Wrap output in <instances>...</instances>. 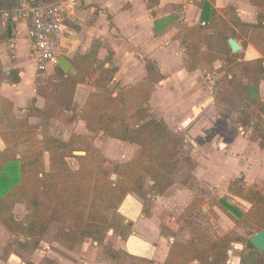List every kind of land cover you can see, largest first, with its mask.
I'll list each match as a JSON object with an SVG mask.
<instances>
[{
    "label": "crops",
    "instance_id": "0c3cea01",
    "mask_svg": "<svg viewBox=\"0 0 264 264\" xmlns=\"http://www.w3.org/2000/svg\"><path fill=\"white\" fill-rule=\"evenodd\" d=\"M16 1V4L10 7L23 3H49L57 0ZM207 5L216 15H220L227 23L233 25L234 32L228 38H233L239 44L240 49L237 53L242 54L243 60H253L261 56L262 51L250 43L249 36L256 25L261 26L264 36V19L260 23L258 20L263 8L254 5L250 0H78L66 3L65 21L70 33L66 34L60 46V55L65 57L75 70V75L72 76L78 74L76 65L82 66L81 59L87 55L85 61L92 64L96 70L94 74L77 83L71 108L59 109L50 119L52 120L50 124L53 126L56 124L67 140L72 134H76L93 136L92 144L95 148L98 147V143L102 144L104 141L102 139L107 140L110 145H119L127 154L116 163L131 160L135 156L137 145L123 143L105 136L102 132L96 134L89 132L84 120L80 118V112L90 93L107 89L115 95L120 87L146 82L147 62H151L158 68L163 78L152 84L148 101L149 113L154 118L162 119L169 132L183 136V141L190 143L192 151L195 152L200 138L210 136L212 131L210 119L218 118L220 111L216 107L223 109L229 106L217 99V94L211 90V81H207L211 74L217 73L216 71L203 73L204 68L201 67L191 72L185 69L184 46L182 40L177 37L182 28L198 26L200 21L206 19L202 17V12ZM206 23H209V20ZM27 28V22L22 20L0 27V98L11 104L14 119H27L30 124L38 125V130H41V120L35 115L34 108L44 107L47 97L42 95L40 90L48 85L55 66L44 72L36 70L30 56L31 45L27 37ZM4 29L6 33L2 32ZM213 67H221V64ZM101 68L113 70L111 79L105 87L93 83L96 79L95 74H99ZM206 121L209 122V127L203 125ZM237 136L236 129H228L223 143L228 144L225 146L231 149L230 152L234 151L236 157L234 156L233 163L227 160V165L229 163L233 166V172H236L237 176L241 178L244 176L243 180L263 186L264 149H260L256 143L255 156L252 153L248 154L244 145V149L243 146L237 145L239 141ZM36 139L41 141V136L38 135ZM4 148L5 144L0 137V151ZM240 153L244 154L241 156ZM43 157L45 170H48V153L45 152ZM245 157L248 158L249 165L246 164ZM219 158L225 160L224 155ZM199 161L197 159L195 161L193 177L197 176L200 166L201 170L203 168ZM221 170L222 168L216 171L208 167L203 172L208 177L219 174ZM139 177L143 180L144 187H152L153 180L149 176L141 173ZM193 190V187L176 181L163 194L157 195L152 191L150 196L157 198L162 205L164 203L165 207L169 208L170 204L176 207L180 200L184 202L187 199L188 202L190 199L187 197L193 195ZM145 202L147 200L137 194L128 192L118 206L117 212L123 216L124 223L128 226L125 238L109 229L102 245H99L98 240L85 238L71 249L53 239L47 245L45 243L46 249L37 250L28 264H130L129 260L138 264H163L172 235L164 225L167 222L163 219L161 207H149ZM208 211L209 208L203 207V212ZM5 232L6 228L0 222V237ZM106 245L115 251L124 252L122 258L114 260L104 255L103 248ZM1 255L0 253V264H27L13 253Z\"/></svg>",
    "mask_w": 264,
    "mask_h": 264
},
{
    "label": "trees",
    "instance_id": "16d2710c",
    "mask_svg": "<svg viewBox=\"0 0 264 264\" xmlns=\"http://www.w3.org/2000/svg\"><path fill=\"white\" fill-rule=\"evenodd\" d=\"M250 1L263 8L258 16L260 23L264 19V0ZM16 2L0 0V6L10 7ZM209 8L207 5L203 9L202 17L209 20L211 35H202L203 28L199 26L184 27L177 34L184 46L185 69L191 72L201 67L206 72L217 73H232L238 69L245 72L248 85L257 84L260 60H243L240 54L231 51L224 32L227 21ZM260 27H253L249 41L264 53V36ZM2 32L6 33V30ZM87 56L81 59L82 66L76 65L79 71L76 76L66 74L55 66L48 85L41 88L40 93L47 97L46 103L42 109L34 108L35 115L41 120V130L27 119H14L11 104L0 98V137L5 144L0 151V222L13 234L24 232L30 239L43 235L53 221L58 222L60 226L54 239L69 249L85 238H94L101 229H112L122 238L126 237L128 226L117 208L129 191L144 197L140 173L153 180L152 191L161 195L178 180L182 185H189L195 168L190 154L182 150L183 137L169 132L162 119L149 116L148 101L152 84L163 78L151 62H147L146 82L120 87L115 95L107 89L90 93L80 112V118L89 132H102L123 143L137 145L131 160L114 165V179L97 169V163H102V158L91 144L93 136L72 134L67 141H63L50 132V119L54 113L59 109L69 110L77 83L95 73L96 68L85 61ZM217 60H222L226 68H214L212 64ZM99 70L93 83L105 87L113 70ZM221 99L234 108L227 99ZM254 106L264 114V101L257 99L248 105L241 116L254 112ZM38 135L41 141L36 139ZM257 139L259 148L264 149V132H260ZM76 142L85 154L74 156L78 168L72 169L66 158L75 150ZM25 144L29 147L21 151L19 147ZM45 152L49 158L48 170L44 167ZM227 191L248 202L251 207L241 214L234 206L220 199V208L240 216L239 221L251 227L252 233L264 230V194L260 188L254 184L247 185L241 177H237L228 183ZM10 197L15 198L16 202L22 200L26 203L29 213L25 225L12 213ZM240 239L239 236L225 234L215 241L205 240L203 236L192 244L173 241L163 264H189L193 261L198 264H224L230 243ZM37 242L38 239L33 240L30 248H35ZM201 244L205 245V250H200ZM245 245L255 253L251 264H264V253L258 252L249 240ZM22 246L26 248V245ZM103 254L118 260L124 252L106 245Z\"/></svg>",
    "mask_w": 264,
    "mask_h": 264
},
{
    "label": "rangeland",
    "instance_id": "374dc122",
    "mask_svg": "<svg viewBox=\"0 0 264 264\" xmlns=\"http://www.w3.org/2000/svg\"><path fill=\"white\" fill-rule=\"evenodd\" d=\"M202 21L208 22V19H203ZM202 21L198 23V26L203 28L201 31L202 35H211V27H208V23L202 25ZM224 32L226 35H228V37L232 35L234 32L233 25L228 23ZM238 54H240V58L243 57L241 53L238 52ZM257 59L261 62V68L259 69L257 75V77H259L257 84L251 83L248 85L245 72L238 69L233 70L232 73L221 71L215 75L211 74L210 78L207 80L208 82L211 81V90H213V92L218 95L217 99L219 101L222 100L221 98L227 99L230 103H232L234 108H232L229 104V106H226L223 109L216 107V109H219L220 111H218V118L210 119L213 122H211L210 125L212 129L210 136L209 138L204 136L203 138H200L195 152L192 151V145L190 143L187 144L183 141L182 150L190 154L194 161L197 159L198 161L200 160L199 162H201V164H203L202 170L200 166L197 176H194L189 183V186L194 188L193 195L187 197L190 200L188 202L187 199L184 202L180 200L181 203L178 202L179 204H176V207L170 204V207L167 208L165 207L164 203L162 205L161 201L157 200V198H151L150 195L152 193V187H144L143 180H141V192L144 193L143 199L147 200L145 205L149 207H161V214L163 215V219L167 222V224L164 225L167 226L171 232L170 234L172 237L170 240H172V242L176 241L181 244H192L199 240V236H203L204 239L208 241H215L225 234H229L231 237L239 236L241 238V241H233L230 243L227 251L228 256L224 264H251V260L255 256V253L248 249L245 245V242L249 240V237L254 234L252 233L253 230L251 227L239 221L240 216L223 211L218 205V200L222 199L231 204L241 214L246 213L251 207L248 202L229 194L227 191L228 183L232 179H235L239 176H237L238 174H236V172H233L232 165L229 163V166L227 165V160H231L230 162L232 163L234 162V156L236 157V153L234 151L230 152L231 149L227 148L228 144L223 142L225 140V136H227L228 129L234 128L237 130V137L239 138L237 145H244L246 148L243 146V149L245 148L248 154L252 153V155L255 156L254 153L256 152L258 135L260 132H264V114L259 112V107L255 106L253 108L254 112L250 111L242 116L241 114L253 100L258 99L264 101V53L261 52V56ZM213 64L212 66L221 64V70L226 68L222 60H217ZM202 71L204 73L206 70L203 69ZM149 114L150 116H153L151 113ZM62 117L65 119L64 116ZM208 124L209 122L207 121L206 123H203V125L206 127H209ZM50 127V132L54 136L60 138L63 141L67 140L62 134V130H58L56 124L53 126L51 123ZM55 127L56 130H54ZM52 129L55 132H53ZM102 141V144L98 143V147L96 148L93 146L91 141L92 146L97 150L102 158V163H97V169L101 172H104L106 175H109L110 178L112 176L115 178L116 176L112 172L114 165L116 162L124 158V155L127 154V151H123L119 145L108 144L107 140L105 139H102ZM28 147L29 146L26 144L21 145L20 150H26ZM80 147L81 146L76 142L73 149L80 150ZM243 154L240 153L241 156ZM218 155L220 157L224 155L225 160L222 161ZM74 156L76 155L71 154L66 158L69 167L72 169H76L78 167V161ZM206 160L210 161L206 162ZM245 160H247L246 164L249 165L250 162L247 157H245ZM208 167L213 168L216 171H218L219 168H222V170L219 171V174L216 173L214 176L207 177L204 175L203 170H207ZM184 173H186L185 170ZM178 181L180 182V180ZM243 181L247 185H252L249 183V180ZM177 186L180 187L179 184ZM257 187H259L261 192L264 194V185H257ZM147 194L148 196H146ZM191 199L194 200L191 201ZM8 200L12 203L11 208L15 218L20 220L22 224L25 225V218L29 213L26 203L22 200L16 202L15 198L13 197H10ZM169 203H171V201ZM203 207L209 208V211L203 212ZM59 226L60 224L58 222L53 221L43 235L38 237L34 236L31 239L24 232H17V234H13L6 229L5 234L0 237L1 256L13 253L14 255L17 254L18 256H16L21 261L27 264L30 263L29 259L31 256L37 253V250L41 249V251H43L46 249L44 248L45 243L47 245L51 240L54 239ZM107 231L108 230L101 229L100 233L95 236L96 238L94 237L93 239H90L98 240L99 245H102L103 238L105 237ZM35 239H38L37 246L31 249L30 243ZM172 242H170V244ZM22 245H26V248H24ZM200 250H205V245L201 244ZM131 261L129 260L130 264H138V262ZM189 264H198V262L193 261Z\"/></svg>",
    "mask_w": 264,
    "mask_h": 264
},
{
    "label": "built area",
    "instance_id": "2783aa9c",
    "mask_svg": "<svg viewBox=\"0 0 264 264\" xmlns=\"http://www.w3.org/2000/svg\"><path fill=\"white\" fill-rule=\"evenodd\" d=\"M78 0H57L49 3H23L4 8L0 6V27L22 20L27 22V37L30 41V56L39 72L57 66L60 46L67 33L65 21L66 3ZM204 25V22H202ZM170 242L172 240L169 239Z\"/></svg>",
    "mask_w": 264,
    "mask_h": 264
},
{
    "label": "water",
    "instance_id": "95a60500",
    "mask_svg": "<svg viewBox=\"0 0 264 264\" xmlns=\"http://www.w3.org/2000/svg\"><path fill=\"white\" fill-rule=\"evenodd\" d=\"M9 28V27H8ZM228 45L232 52H237L240 49L239 44L233 39H227ZM57 65L66 73L75 75V70L71 64L63 56H59ZM74 155H83V151H73ZM111 178H114L113 176ZM249 242L260 253L264 252V230H260L249 237Z\"/></svg>",
    "mask_w": 264,
    "mask_h": 264
}]
</instances>
